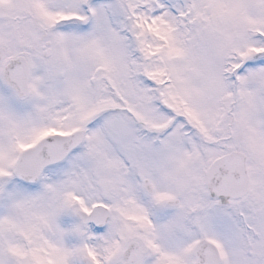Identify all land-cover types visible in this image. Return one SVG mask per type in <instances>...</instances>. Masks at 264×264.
I'll return each instance as SVG.
<instances>
[{
	"label": "snow or ice",
	"instance_id": "1",
	"mask_svg": "<svg viewBox=\"0 0 264 264\" xmlns=\"http://www.w3.org/2000/svg\"><path fill=\"white\" fill-rule=\"evenodd\" d=\"M0 264H264V0H0Z\"/></svg>",
	"mask_w": 264,
	"mask_h": 264
}]
</instances>
